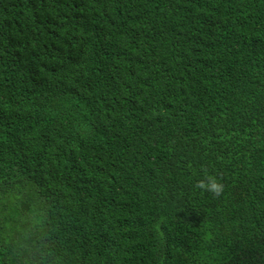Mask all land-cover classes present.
Masks as SVG:
<instances>
[{"label": "trees", "instance_id": "1", "mask_svg": "<svg viewBox=\"0 0 264 264\" xmlns=\"http://www.w3.org/2000/svg\"><path fill=\"white\" fill-rule=\"evenodd\" d=\"M0 264H264V0H0Z\"/></svg>", "mask_w": 264, "mask_h": 264}, {"label": "clouds", "instance_id": "2", "mask_svg": "<svg viewBox=\"0 0 264 264\" xmlns=\"http://www.w3.org/2000/svg\"><path fill=\"white\" fill-rule=\"evenodd\" d=\"M195 187L210 192L215 197H219L224 191L223 184L218 182L214 176H206L205 179L199 180Z\"/></svg>", "mask_w": 264, "mask_h": 264}]
</instances>
